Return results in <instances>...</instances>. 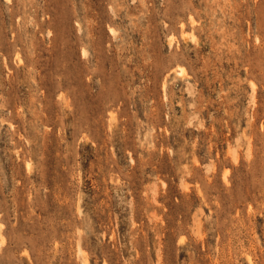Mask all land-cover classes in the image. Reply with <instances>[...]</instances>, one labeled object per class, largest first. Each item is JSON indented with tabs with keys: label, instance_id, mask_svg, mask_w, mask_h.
<instances>
[{
	"label": "rangeland",
	"instance_id": "obj_1",
	"mask_svg": "<svg viewBox=\"0 0 264 264\" xmlns=\"http://www.w3.org/2000/svg\"><path fill=\"white\" fill-rule=\"evenodd\" d=\"M0 264H264V0H0Z\"/></svg>",
	"mask_w": 264,
	"mask_h": 264
},
{
	"label": "bare ground",
	"instance_id": "obj_2",
	"mask_svg": "<svg viewBox=\"0 0 264 264\" xmlns=\"http://www.w3.org/2000/svg\"><path fill=\"white\" fill-rule=\"evenodd\" d=\"M181 75V74H180ZM81 249V248H80ZM80 254H82V252L80 253Z\"/></svg>",
	"mask_w": 264,
	"mask_h": 264
}]
</instances>
